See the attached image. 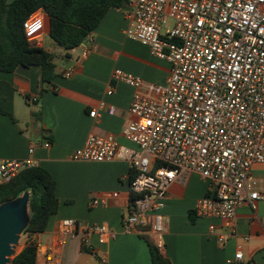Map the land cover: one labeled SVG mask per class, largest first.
Returning a JSON list of instances; mask_svg holds the SVG:
<instances>
[{
	"label": "built area",
	"instance_id": "1",
	"mask_svg": "<svg viewBox=\"0 0 264 264\" xmlns=\"http://www.w3.org/2000/svg\"><path fill=\"white\" fill-rule=\"evenodd\" d=\"M129 4L132 19L125 35L168 62L166 85L152 95L154 86L114 70L111 81L135 89L129 109L135 119L124 127L123 136L136 147L121 146L113 136L92 134L73 152L72 160L130 163L131 190L139 196L123 218L128 233L147 216L152 217V230L161 233L162 217L155 211L164 207L170 185L188 173L213 185L212 193L196 203V215L233 225L241 206L256 210L264 200V184L253 174L255 165L264 164V0H130ZM46 18L40 8L24 23L34 46L42 44ZM168 19L173 25L162 33ZM113 93L110 88L108 94ZM91 116L96 117L97 111ZM35 166L32 159L1 160L0 185ZM117 197L111 193L93 199L91 205ZM62 230L69 237L81 235L83 247L93 255L116 237L106 224L80 226L71 219L62 221ZM210 230L214 233L215 227ZM218 240L224 242L222 236ZM102 260L107 262V257ZM242 260L243 252L238 251L228 263Z\"/></svg>",
	"mask_w": 264,
	"mask_h": 264
},
{
	"label": "crops",
	"instance_id": "2",
	"mask_svg": "<svg viewBox=\"0 0 264 264\" xmlns=\"http://www.w3.org/2000/svg\"><path fill=\"white\" fill-rule=\"evenodd\" d=\"M131 14L130 4L110 9L86 43L72 50L69 57L56 59L57 74L51 84L43 83L39 66L0 71V82L16 90L13 117L0 111V161L32 159L49 171L57 184L58 212L45 232L26 237V242H38L36 264H53L51 258L56 264H153L147 239L158 245L172 264H229L238 251L243 252L240 264H257L264 252V200L257 203L256 210L241 206L233 225L201 218L195 213L196 203L212 193L213 185L199 174H183L168 188L164 207L155 211L162 217L163 231L154 232L152 217L147 216L128 233L123 218L131 211L134 172L130 163L120 159L102 163L72 160L73 152L92 134L113 136L121 146L136 147L123 136L124 127L135 119L129 112L135 89L111 81L114 70L154 86L152 95L166 85L168 62L125 35ZM49 31L47 17L40 47L60 53ZM110 88L114 89L112 95L108 94ZM94 110L96 117L91 116ZM46 143L50 146L45 147ZM253 174L264 184V164L255 165ZM111 193L119 197L107 204L91 205L93 199ZM68 219L80 226L106 224L116 237L93 255L83 247L81 235H64L62 221ZM104 255L107 262L102 260Z\"/></svg>",
	"mask_w": 264,
	"mask_h": 264
},
{
	"label": "trees",
	"instance_id": "3",
	"mask_svg": "<svg viewBox=\"0 0 264 264\" xmlns=\"http://www.w3.org/2000/svg\"><path fill=\"white\" fill-rule=\"evenodd\" d=\"M130 0H0V71L13 72L19 66L42 68L44 84H51L57 74L56 59L70 56V52L86 43L89 34L112 8L124 9ZM43 8L49 17L51 39L60 53L32 45L25 34V21ZM16 90L0 82V111L13 117ZM134 176L132 177V180ZM57 184L49 171L41 166L21 171L7 184L0 185V204L13 200L25 192L31 193L32 217L24 234L30 236L46 231L51 218L58 212ZM139 195L131 190L130 202ZM153 264H172L147 239ZM38 242L29 239L13 264H36Z\"/></svg>",
	"mask_w": 264,
	"mask_h": 264
},
{
	"label": "water",
	"instance_id": "4",
	"mask_svg": "<svg viewBox=\"0 0 264 264\" xmlns=\"http://www.w3.org/2000/svg\"><path fill=\"white\" fill-rule=\"evenodd\" d=\"M32 217L31 193L0 204V264H13L21 237L29 227ZM257 264H264V252Z\"/></svg>",
	"mask_w": 264,
	"mask_h": 264
},
{
	"label": "rangeland",
	"instance_id": "5",
	"mask_svg": "<svg viewBox=\"0 0 264 264\" xmlns=\"http://www.w3.org/2000/svg\"><path fill=\"white\" fill-rule=\"evenodd\" d=\"M172 25H173V21L170 20V19H168V20L166 21V23L163 25L162 33H164L165 30L168 29V28H170ZM26 237H27L26 234H24V235L21 237V241H20L19 246H20V247L22 246V248L25 247Z\"/></svg>",
	"mask_w": 264,
	"mask_h": 264
},
{
	"label": "bare ground",
	"instance_id": "6",
	"mask_svg": "<svg viewBox=\"0 0 264 264\" xmlns=\"http://www.w3.org/2000/svg\"><path fill=\"white\" fill-rule=\"evenodd\" d=\"M22 249H23L22 246H21V247L18 246V248H17V253H19Z\"/></svg>",
	"mask_w": 264,
	"mask_h": 264
}]
</instances>
